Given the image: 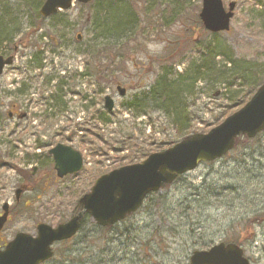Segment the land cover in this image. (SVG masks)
<instances>
[{
  "label": "rangeland",
  "instance_id": "obj_1",
  "mask_svg": "<svg viewBox=\"0 0 264 264\" xmlns=\"http://www.w3.org/2000/svg\"><path fill=\"white\" fill-rule=\"evenodd\" d=\"M44 1L0 0V23H11L14 31L0 44V55H15L0 75V210L5 203L15 206L2 231L5 241L17 232L36 235L41 222L54 227L66 222L99 176L143 161L148 151L207 133L264 82V0H223L225 8L233 1L237 7L230 31L222 33L205 30L199 18L202 0L74 2L61 12L70 23L59 32L48 28L55 19L38 18ZM109 6L121 10L122 21L135 15L136 32L108 33L112 51L124 56H92L95 11ZM116 39L121 47L114 46ZM99 41L96 50L102 49ZM230 58L236 62L226 66ZM181 78L179 118L175 107L143 109L142 97L159 79ZM63 81L72 113L61 112L54 99ZM118 86L126 90L124 96ZM94 90L99 106L92 108ZM106 95L114 100L113 111L105 106ZM14 106L26 118L10 117ZM58 143L83 155L80 172L56 176L48 152ZM29 152L36 159L28 161ZM18 167L37 168V181L19 203L15 194L23 172ZM94 223L86 218L71 241L54 244V257L44 264H189L195 251L221 242L242 246L252 264H264V132L242 138L222 158L201 163L151 193L136 213L113 227Z\"/></svg>",
  "mask_w": 264,
  "mask_h": 264
},
{
  "label": "water",
  "instance_id": "obj_2",
  "mask_svg": "<svg viewBox=\"0 0 264 264\" xmlns=\"http://www.w3.org/2000/svg\"><path fill=\"white\" fill-rule=\"evenodd\" d=\"M74 0H45L40 14L49 17L59 10H68ZM88 3L91 0H77ZM236 2L228 10L223 0H202L199 17L204 28L212 33L228 32L234 17ZM13 56L0 55V74L12 64ZM120 95L126 90L118 87ZM105 106L111 111L114 100L105 97ZM264 131V83L251 99L207 133H195L174 146L150 154L144 161L125 165L100 176L91 190L79 199L82 210L56 227L47 223L37 225V235L19 232L0 249V264H42L53 257V245L75 236L85 214L101 226H111L135 213L146 196L169 186L182 174L194 170L203 162L214 161L231 151L241 137L254 138ZM50 153L54 158L57 176L63 178L82 170V154L72 146L57 144ZM24 187L16 191L19 198ZM8 204L0 215V232L8 218ZM189 264H251L244 250L235 243L214 245L208 250L195 251Z\"/></svg>",
  "mask_w": 264,
  "mask_h": 264
},
{
  "label": "trees",
  "instance_id": "obj_3",
  "mask_svg": "<svg viewBox=\"0 0 264 264\" xmlns=\"http://www.w3.org/2000/svg\"><path fill=\"white\" fill-rule=\"evenodd\" d=\"M92 1H94V0H92ZM32 2H33V0H32ZM180 2H182V0H180ZM38 4L39 3L37 2V4H34V5L37 6ZM105 11L108 12V14L107 15L106 14L104 15V20L102 21V24L101 23H98V19L101 18V16L103 15V13ZM175 13H177V12H174V15H175ZM120 14H121V10L117 13L116 9L114 7H111V6H109V9L108 10H107V8H105V10H103V9H97L95 11V15H94L93 20H92L94 22V24H95V31H94L95 33L93 31L91 32V35L93 37L92 40H91L93 42V44L91 45L92 51H93L92 52V56H94V55L97 56L98 55L101 58H106L110 54H114L116 56L117 55L124 56V54H117L119 52L112 51V44H111V42H109L108 33H110L111 31H115V30L121 32L123 29H127L130 33H135L136 31L133 30V29L135 28V22L138 23V21H137V19H135V15H131L133 17L131 20H130L129 17H126V20H123L122 21L121 17L119 16ZM68 16L69 15L61 14V12H58L57 14L51 16L50 18H43L40 15V12H39L38 18L40 20L41 19H44V20L50 19L49 21H51V19H55V21H51V23H49L50 26H48V25L47 26H48V28H51L52 27L51 29L53 31L59 32V30L61 28L64 29L65 26H68L69 25L70 22L68 20ZM195 18L198 21V23H201L197 17H195ZM87 20H89V19L87 18ZM43 22L44 21H41V23H43ZM129 23L131 24V27L129 26L130 25ZM10 24L11 23H9V24H7V26H5L6 23L5 24L0 23V44L2 42H4V41H8L9 42L10 39H11V36L10 35H12L14 33L13 30H12L13 33L10 30V28H11ZM12 28L15 30V29H17V26L14 25ZM100 39H102V41H104V43H102V49H97L96 50L95 49L96 48V42H98L99 45H100L101 44V42L99 41ZM99 45H97L98 48H99ZM14 46H15V44H14ZM114 46L115 47H121L122 45L120 44V41H118V39H116V41L114 42ZM218 46H219V44H218ZM6 56H8V55H6ZM211 56L213 58H216L217 55L214 54V55H211ZM207 60L208 59H202L201 61L205 63ZM235 62H236L235 60H232V58H230V60H227V63L228 64H226V66L229 65V64L231 66ZM37 63H38L37 65H40L39 62H37ZM242 63L244 64L245 62H242ZM201 65H204V64H201ZM198 69H200L198 71L201 72L202 67L200 66ZM199 77L200 76L196 77L195 79H192V88H194L195 81ZM181 81H183V78H181V80L177 79V80H168V81L167 80H164V79H159L157 81V83L153 86L151 92L148 95L142 97L143 109H144V107H147L148 110L152 111V110H155V109H161V108H165L166 109L167 107H170V108H174L175 107L174 113L177 110L176 108H178V109H184V108L181 107V104H182V102H181V94L179 96L177 94L178 89L181 88V86H178L181 83ZM261 84L262 83H260V85ZM259 86H257V87H259ZM181 90L182 89H180V91ZM60 97H61V95H60V93H58L57 95L54 96V99L59 104V106L61 107ZM174 113H171V114L172 115H175ZM180 114L181 113L176 112V115L175 116L179 118L180 117ZM240 141L241 140H239L238 143ZM150 152L151 151H148L149 154H150ZM27 159H28V161L32 160L29 156L27 157ZM179 177H181V176H179ZM25 208L26 207H23V209H25ZM81 210H82V206L79 203H77L76 206H75V208H74V211H73L74 214L73 215L77 214ZM23 212L24 211H20L19 213H23ZM88 217H89V215H87V214L84 215V217H83V219L81 221V228H80V230L82 229L83 225L86 222V218H88ZM94 224H96V223H94ZM113 226L102 227V226L97 225L96 227L103 228V229H109V228H111ZM71 240L64 241V242H69Z\"/></svg>",
  "mask_w": 264,
  "mask_h": 264
},
{
  "label": "flooded vegetation",
  "instance_id": "obj_4",
  "mask_svg": "<svg viewBox=\"0 0 264 264\" xmlns=\"http://www.w3.org/2000/svg\"><path fill=\"white\" fill-rule=\"evenodd\" d=\"M53 41H55L54 39H56L54 36H53ZM94 72V75L96 74V70H94L93 71ZM85 73V72H84ZM87 76H89L87 73H85ZM62 86H61V88H60V91H59V93H60V95H61V97H60V103H61V112L63 111V112H65V113H69V112H73V111H75L70 105H69V99H67V93H69L68 91H67V89H65V85H66V83L63 81L62 82V84H61ZM62 87H64L63 89H62ZM19 89V91L20 92H24V89H25V85L23 86V87H19L18 88ZM70 92L71 93H73L74 95H80V92H77V91H74L73 89H71L70 90ZM95 93H96V95H99V93L98 92H96V90H94V95H95ZM96 95L94 96V98L93 99H91V100H89V101H92V108H95V107H98L99 106V100H98V98H96ZM80 97V96H79ZM83 97H85V96H83L82 95V98ZM77 113H79V112H77ZM12 116H17L19 119H24V118H26V116H27V113H24V112H21V110H19V109H17L15 106H14V109H13V112H12ZM66 145V144H65ZM49 154H50V150H49V152H48ZM51 155V154H50ZM28 156L32 159V160H34V159H36V153H34V152H29L28 153ZM32 160H30V161H32ZM19 171H21L22 169L21 168H17ZM36 171H37V169H36ZM36 171H34V169L33 168H30V169H25V170H22L21 172H23V173H25V176H27L26 178H25V176H24V174L22 173V175L23 176H21L22 177V181L23 182H21V183H23V184H20V186L21 185H25L26 186V188H28L31 184H33V183H35L36 181H37V176H36ZM28 173H29V176H28ZM33 189H35V188H33ZM23 194H25L24 192L21 194V196H20V198L19 199H16V202L17 203H19V202H21V198H22V195ZM14 210H15V206H12V205H10V210H9V217H8V221H9V219H10V217L14 214ZM3 214V209H1L0 210V215H2ZM3 231V230H2ZM1 231V233H0V248L1 249H3L4 248V246L6 245V243L8 242V241H5L4 239H3V237H2V232Z\"/></svg>",
  "mask_w": 264,
  "mask_h": 264
},
{
  "label": "bare ground",
  "instance_id": "obj_5",
  "mask_svg": "<svg viewBox=\"0 0 264 264\" xmlns=\"http://www.w3.org/2000/svg\"><path fill=\"white\" fill-rule=\"evenodd\" d=\"M8 8V7H7ZM9 9V8H8Z\"/></svg>",
  "mask_w": 264,
  "mask_h": 264
}]
</instances>
